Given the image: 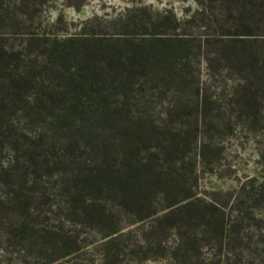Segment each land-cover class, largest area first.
Segmentation results:
<instances>
[{
	"label": "trees",
	"instance_id": "trees-1",
	"mask_svg": "<svg viewBox=\"0 0 264 264\" xmlns=\"http://www.w3.org/2000/svg\"><path fill=\"white\" fill-rule=\"evenodd\" d=\"M142 1L0 0V264H264V182L197 192L236 127L264 165V9Z\"/></svg>",
	"mask_w": 264,
	"mask_h": 264
},
{
	"label": "rangeland",
	"instance_id": "rangeland-1",
	"mask_svg": "<svg viewBox=\"0 0 264 264\" xmlns=\"http://www.w3.org/2000/svg\"><path fill=\"white\" fill-rule=\"evenodd\" d=\"M142 2L154 11L171 9L178 17L183 16L185 8H197L192 0H143ZM60 3L61 0H54L51 4L53 8L45 13L44 19L52 22L59 13H62L65 21L70 25V34L74 33L83 21L94 16L112 18L134 5L128 0H88L80 12H75L73 9L64 8ZM204 72L202 69L203 75ZM215 92L218 93L219 91ZM261 135H255L243 127H236L231 135L219 136L218 143L224 148L222 160L216 166L215 173L203 172V168L198 166L197 192L199 195L204 196L210 191H234L240 182L250 177H255L259 182H264V165L259 162V153L263 142ZM260 215L264 217V212ZM96 238L97 236L93 235L90 239L95 241ZM90 258L98 259V256L90 253ZM130 264L138 263L131 261ZM143 264H169V261L163 260Z\"/></svg>",
	"mask_w": 264,
	"mask_h": 264
},
{
	"label": "crops",
	"instance_id": "crops-1",
	"mask_svg": "<svg viewBox=\"0 0 264 264\" xmlns=\"http://www.w3.org/2000/svg\"><path fill=\"white\" fill-rule=\"evenodd\" d=\"M255 1V3H257L258 5H259V8L256 10L255 9V11H259L261 14H262V11L263 10H259V9H264V5L262 4V2L261 1H263L264 2V0H254ZM256 6H254V8H255Z\"/></svg>",
	"mask_w": 264,
	"mask_h": 264
}]
</instances>
